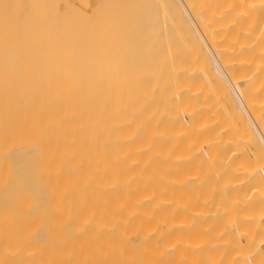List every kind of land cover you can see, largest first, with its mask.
<instances>
[{
    "label": "bare ground",
    "instance_id": "6f19581e",
    "mask_svg": "<svg viewBox=\"0 0 264 264\" xmlns=\"http://www.w3.org/2000/svg\"><path fill=\"white\" fill-rule=\"evenodd\" d=\"M12 1L0 264H264V0Z\"/></svg>",
    "mask_w": 264,
    "mask_h": 264
},
{
    "label": "rangeland",
    "instance_id": "374dc122",
    "mask_svg": "<svg viewBox=\"0 0 264 264\" xmlns=\"http://www.w3.org/2000/svg\"><path fill=\"white\" fill-rule=\"evenodd\" d=\"M21 1H22V0H17V1H14V2L12 1V2H13L12 4H13V5H17L16 7L19 6V8H20V3H21ZM37 1H38V3H36ZM42 1H44V0H42ZM47 1H48V0L44 1V4H43V2H41V0H35V2H34V3H36V5H37V6L35 5V8L38 7V9H39L38 12H37V10L35 11L36 13L39 14V13H40V10H41V7L43 8L44 13H42V14H43L44 17H45L43 20H44V23H45L46 25H47L48 23H50V21H51V23H52L53 20L55 19V17H57V16L54 17V15H51L52 12H53V10H52V12H50V13H46L47 11H48V12L50 11V10H47V9H48V8H51V9H56V8H57V9H59V3H60V0H58V2H55V1H54L53 4H52V2H49V1H51V0H49V1H48V4H45V3H47ZM56 1H57V0H56ZM113 1H114V0H113ZM49 3H50V4H49ZM55 3H57V4H56V7L54 8V4H55ZM0 4L2 5V8H3V9H0V10L3 11V12H5V9H6V8H4V7H5L7 4H5V6L3 5L4 3H0ZM1 5H0V8H1ZM43 5H45V7H44ZM47 5H48V8H46ZM50 5H51V7H50ZM52 5H53V6H52ZM104 5H105V4H104ZM3 6H4V7H3ZM106 6H107V5H106ZM106 6H103V5H101V4H100V5H96V6L93 5V7L91 8V10H90V9H89V10L87 9V11H89V13H87V11H85V9L83 8L82 10H84V12H86L85 14H84L83 12H81V11H77L75 14L78 13V15L81 16V13H83V14H84V15H83V16H84V19L86 18V20H89V21H94V20H95L96 22H98V21H99V18H100V17H96V16H102V17H103V15H105V16L107 15V18H106V19H108V17H109V19H112V21H113V17L111 16L112 13L109 12V13L111 14V15H110L111 17L108 16L109 13H108V11L106 10V8H107ZM7 8H8V7H7ZM19 8H18V9H19ZM94 8H95V9H94ZM111 8H112V7H111ZM57 9H56V10H57ZM104 9H105V10H104ZM6 10H7V9H6ZM46 10H47V11H46ZM56 10H55V11H56ZM70 10H71V9H70ZM19 11H20V9H19ZM55 11H54V13H55ZM72 11H73V9H72ZM103 11H105V12L103 13ZM106 11H107V12H106ZM79 12H80V13H79ZM26 13H27V12H26ZM102 13H103V15H102ZM22 14H23L24 16L26 15V14H24V13H22ZM22 14L19 13V16H18V17L20 18V19L18 18V19L20 20V22H21V21L23 22V19H24V16H23ZM40 14H41V13H40ZM49 14H50V15H49ZM70 14H71V12H70ZM86 14H87V15H86ZM88 14H89V17H88ZM20 15H22V16H20ZM33 15L35 16V15H37V14H33ZM50 16H51V17H54V19H52ZM83 16H82V17H83ZM86 16H87V17H86ZM91 16H92V18H93V17H96L97 19L94 18V19L90 20ZM21 17H23V19H22ZM25 17H26V19L24 20V24H25V25H26L27 23L31 22V20H33V18H30V19H29V17H27V15H26ZM68 17H69V16H67V15H65V16L63 15L62 18L60 19V17L58 16V17H57V19H58L57 22H59V23H63L64 20H66V19H67L66 21H68ZM63 18H65V19H64L63 22H62V19H63ZM59 19H60L61 22L59 21ZM103 19L106 20L105 18H101V20H103ZM109 19H108V21H109ZM114 19L117 20L116 17H114ZM19 20H18V22H19ZM26 20H27V23H26ZM29 20H30V21H29ZM69 20H70V18H69ZM82 20H83V19H81V21H82ZM97 20H98V21H97ZM28 21H29V22H28ZM110 21H111V20H110ZM22 22L20 23V24H21V27H19L20 24L17 23V25H19V26H18V31H19V32H20L21 28L24 27V24H23ZM47 22H48V23H47ZM54 22H56V21H54ZM54 22H53V23H54ZM57 22H56V23H57ZM64 23H66V22H64ZM22 24H23V25H22ZM45 24H43V26L41 25V26L44 28V30H47V28H50V27H51V26L48 27V26H46ZM44 25H45V27H47V28H45ZM48 25H51V24H48ZM22 26H23V27H22ZM0 27H1V24H0ZM77 27H78V26H77ZM28 28H29V27H28ZM51 28H52V27H51ZM38 29H40V28H38ZM48 30H49V29H48ZM50 30H51V29H50ZM18 31H16V32H18ZM16 38H17V37H16ZM18 38H19V40H20V37H18ZM17 40H18V39H17ZM19 40H18V41H19Z\"/></svg>",
    "mask_w": 264,
    "mask_h": 264
}]
</instances>
